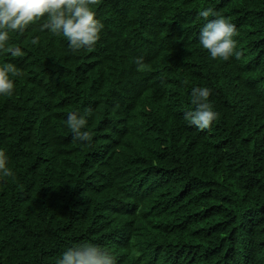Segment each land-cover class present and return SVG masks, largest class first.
<instances>
[{"label": "trees", "instance_id": "16d2710c", "mask_svg": "<svg viewBox=\"0 0 264 264\" xmlns=\"http://www.w3.org/2000/svg\"><path fill=\"white\" fill-rule=\"evenodd\" d=\"M91 8L104 27L90 48L42 30L45 16L10 33L23 55L0 51L15 85L0 96L14 174L0 177V264H55L83 243L114 264H264V0ZM208 8L235 25L239 55L199 44ZM194 87L211 89L207 129L185 118ZM89 108L90 144L66 125Z\"/></svg>", "mask_w": 264, "mask_h": 264}, {"label": "clouds", "instance_id": "9594fccd", "mask_svg": "<svg viewBox=\"0 0 264 264\" xmlns=\"http://www.w3.org/2000/svg\"><path fill=\"white\" fill-rule=\"evenodd\" d=\"M95 0H0V51L10 52L12 56L23 55L19 47L9 45L10 33H23L26 28L46 16L42 30L47 29L55 35H61L72 51L90 48L101 38L104 25L95 18L91 5ZM205 23L198 33L199 44L207 50L212 59L228 60L239 55L234 52L236 27L212 9L199 12ZM209 17H214L209 19ZM33 40V43H36ZM137 65L142 63L137 58ZM14 69L10 65L0 66V96H12L14 81L10 73ZM19 75V73H16ZM208 87H194L191 90L193 110L185 113L189 123L199 129H207L216 120ZM92 115L89 108L83 115L79 112L68 114L66 125L73 134V139L81 143H91L92 137L87 131L88 118ZM7 165V157L0 150V177L13 176ZM55 264H114L113 258L100 246L83 243L67 248L56 259Z\"/></svg>", "mask_w": 264, "mask_h": 264}]
</instances>
